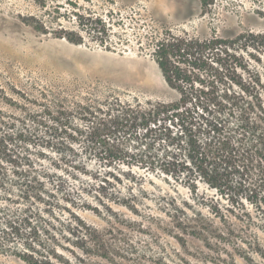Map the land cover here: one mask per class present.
<instances>
[{"label":"rangeland","instance_id":"rangeland-1","mask_svg":"<svg viewBox=\"0 0 264 264\" xmlns=\"http://www.w3.org/2000/svg\"><path fill=\"white\" fill-rule=\"evenodd\" d=\"M168 37L230 41L236 59L227 58L224 68H236L243 83L258 76L264 85V0H0V180L37 177L49 191L42 202L6 207L9 214L29 210L32 226L42 232L38 243H56L70 258L79 255L68 243L75 242L68 232L77 226L103 237L125 264H264V214L246 204L249 216L240 206L219 216L214 207L231 209L233 202L209 185L200 183L192 193L154 180V189L138 198V215L111 192L113 212L85 211L77 201L89 197L80 192L88 179L73 181L78 178L67 168L73 160L67 155L82 150L86 110L110 101H176L153 54ZM209 66L216 68L213 61ZM79 161L89 177L100 168ZM60 179L76 185L72 204L52 196ZM161 188L201 209L184 219L205 231L165 227L169 221L157 211ZM12 257L0 254V263L18 264ZM81 257L96 260L90 253Z\"/></svg>","mask_w":264,"mask_h":264},{"label":"trees","instance_id":"trees-1","mask_svg":"<svg viewBox=\"0 0 264 264\" xmlns=\"http://www.w3.org/2000/svg\"><path fill=\"white\" fill-rule=\"evenodd\" d=\"M230 50V41L217 38L160 40L153 54L165 82L177 91L176 101H110L86 110L90 118L80 120L86 132L82 150L67 155L73 159L67 168L78 178L71 180L78 184L81 177L88 179L80 192L89 197L77 200L81 209L113 212L114 203L106 197L111 192L121 202L118 205L126 200L129 211L138 215L140 194L157 180L189 187L192 193L200 183L224 191L233 204L227 210L214 207L219 216L233 212L234 206L249 216L246 204L264 214V85L258 76L243 83L236 68L232 73L224 68L227 58L236 59ZM212 61L215 69L209 66ZM233 87L240 93L231 91ZM81 159L99 164V170L89 177L86 166L77 167ZM38 180L28 176L21 183L0 180V254L13 256L18 264H125V257L114 253L103 237L95 231L82 233L77 226L74 233L68 232L75 242L68 243L79 255L74 252L76 256L70 258L59 253L56 243L42 247L38 243L42 232L32 226L29 210L19 215L7 209L16 201L42 202L49 191H43ZM67 181L60 179L51 192L72 204L77 189ZM157 191V211L169 221L165 227L205 231L199 223L184 219L201 209L176 191ZM61 232H54V237H61ZM89 253L96 260L81 257Z\"/></svg>","mask_w":264,"mask_h":264}]
</instances>
